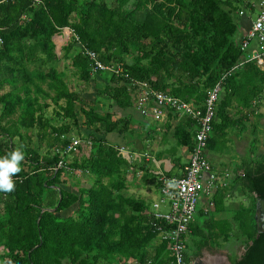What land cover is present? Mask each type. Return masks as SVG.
Returning <instances> with one entry per match:
<instances>
[{
    "label": "trees",
    "instance_id": "trees-1",
    "mask_svg": "<svg viewBox=\"0 0 264 264\" xmlns=\"http://www.w3.org/2000/svg\"><path fill=\"white\" fill-rule=\"evenodd\" d=\"M246 5L244 0H0V156L16 148L24 153L14 191L0 193V264L162 260L168 244L152 225V202L127 193L142 167L139 157L120 152L105 138L127 132L126 117L97 109L95 99L70 90L57 64L69 59L79 79L92 81L82 49L94 50L104 63H121L129 77L198 105L219 82L209 148L228 129L243 131L250 116L261 117L264 67L249 61L221 80L243 54L235 15ZM64 27L73 35L59 57L52 36ZM106 81L103 89L95 88L96 95L120 108L131 106L127 79L110 74ZM46 99L57 106L54 117L60 123L45 114ZM183 129L174 130L176 145L191 147L193 137L180 133ZM75 132L89 142L90 151L68 162L58 150ZM255 142L256 136L229 185L213 194L209 219L189 225L198 246H219L220 237L240 242L245 252L234 264H264V233L257 231L256 217V199L264 197V152L255 154ZM61 157L66 164L55 169ZM75 168L90 182L73 189L65 177H75ZM235 190L250 200L248 206L224 203ZM155 222L165 229L163 220ZM157 238L158 249L150 254L148 246Z\"/></svg>",
    "mask_w": 264,
    "mask_h": 264
},
{
    "label": "built area",
    "instance_id": "built-area-1",
    "mask_svg": "<svg viewBox=\"0 0 264 264\" xmlns=\"http://www.w3.org/2000/svg\"><path fill=\"white\" fill-rule=\"evenodd\" d=\"M244 2L247 4L246 8L237 11V18L246 15L250 17L249 27L238 40L239 48L243 54L237 64L222 75L221 80L232 69L249 61H254L260 68L264 67V0H244ZM66 28L71 32L70 35L67 30L68 35L72 36L73 30L69 27ZM82 53L89 59L91 73L107 72L116 77L123 76L127 79L128 86L135 90L134 107L142 116L150 117L158 123H165L171 120L170 116L173 115L177 118H188L195 124L193 145L189 160L183 167V174L169 176L161 173L157 176L160 201L167 202L169 211H161L157 201H153L150 208V215L153 218L152 225H155L160 232V240L167 241L170 264H186V236L190 232L189 225L193 222L197 212V203L202 201L205 207L204 212H208V209L213 207V201L209 197L219 188L229 185V181L226 180L230 176L229 173L214 172L206 156L220 83L218 82L207 91L202 105H196L167 91L153 88L147 81L129 77L121 63H104L94 50L82 49ZM81 145V141L72 136L69 143L58 151L61 156H69V154L77 153ZM118 150L130 153L122 146H119ZM65 164L61 157L56 163L55 169L64 167ZM155 220H163L166 224L165 229ZM147 263L150 264V261L148 260Z\"/></svg>",
    "mask_w": 264,
    "mask_h": 264
},
{
    "label": "crops",
    "instance_id": "crops-1",
    "mask_svg": "<svg viewBox=\"0 0 264 264\" xmlns=\"http://www.w3.org/2000/svg\"><path fill=\"white\" fill-rule=\"evenodd\" d=\"M237 19H238V21L240 20V22H241L240 23V31H239L240 37H241L243 32L249 27L250 17H249V15L248 16L246 15V16L239 17ZM61 36H63V34L62 35L57 34L54 37L62 39L63 37H61ZM55 38L54 39L52 38L54 45L56 44ZM66 44H64V45H66ZM90 74L94 75L93 77L95 78L94 79L95 82H93L94 84L89 85L93 90L95 88H97L99 90L103 89L105 84H107L106 80L110 76V74L107 72H101V74H100V72H98V73H91L90 72ZM127 88H129V91L131 90L132 103H131V106L126 107V108L117 107L116 105L113 104V101L108 100L107 98H104L100 95H96L95 91L92 92L94 94V96L89 95L90 98L87 96H85V98H87L89 100L95 99V101H96L95 106L97 109L103 110L104 112L105 111H112L114 113V117H116V118L126 117L128 123H129L128 131L122 135H120L118 132H115V131L110 132L107 135H105V138H106L107 142L114 144V145H118V147L119 146L121 147V145H119L120 143L124 144L122 146H124V148H126L125 150L130 151V153H128V154L139 157V160H140L139 166H142V167L141 168L138 167L139 169L137 168V171H136L137 177L134 181V182H136V184L134 185V183H133V184H129V185H134V187H137L139 192H140V190L143 192L145 190H147L146 195L151 197V202H153V201H155L153 199V196H154V194H156L158 192L157 176L161 173L169 175V176H180L183 174V167L185 166V164L189 160V155H190V151H191L192 146L188 147L186 145H180V146L176 145L175 137L173 135L175 128L177 126L183 125L185 130L183 129L184 130L183 132H182V130H180V133L184 134L185 131H188V133L193 137V140H194V132H195L196 128H195V124L193 123V121L188 119V118H185V117L184 118L183 117L177 118L176 116L171 115L170 116L171 120H168L165 123H160V122L158 123V122L153 121L151 118L148 119V117L142 116L136 110V108L134 107V104H133V101H134L133 95H134L135 90L132 87L128 86V84H127ZM86 93L89 94V92H86ZM183 100H185V99H183ZM186 101H188V100H186ZM188 102H193L194 104H196L193 100H189ZM196 105H198V104H196ZM200 105H202V104H200ZM263 105H264V100H263ZM263 105L260 107L261 108L259 110L260 112L264 108ZM261 114H262V112H261ZM253 117L254 116H250V120H248V122H246L244 124V125H246V127H244L243 131H241V133H244L242 136H240V134H237V132H238L237 130L239 129V127L238 128L237 127L232 128L231 132H229L230 129H228L226 136L223 139H220L217 142H211V147L207 148L206 156L208 158V161L211 165L212 170L218 174H222L223 171L226 172L228 170L227 173H229V171H230V173H229L230 179L228 181H230L232 179L233 174H234L233 171L235 169L229 170V169L222 168L221 164H223L224 162H222L220 159H217V156H213L212 154H209V151L210 150H216L219 155L222 152L227 153L229 144L230 143L233 144V146L238 150V153L240 155L239 158L238 157L235 158L236 159V161H235L236 162V169H237L239 167V165L241 164V162L244 159H247L249 154H250V148H251V146H249L250 138L247 137V131L250 130V132H252L253 131L252 125H255L257 127V124L259 122L258 118L252 120ZM251 123H252V125H251ZM151 135H152V138H150ZM129 136H130L129 140L130 141L132 140L134 142L133 143L130 142L129 144H126L124 141L126 139H128ZM172 143H173V145L168 148V144H172ZM192 145H193V143H192ZM145 146H147V149L150 152L155 154V155H152L154 162L151 164L150 167L148 165V162H150L147 159L148 156L145 154L144 151H141V150H145ZM89 151H90V145H89ZM88 154H87V156H88ZM232 159H234V158H232ZM145 170H147V171H145ZM238 172L240 173L241 171L238 170ZM84 177H86V176L84 175ZM129 185H128V189H129ZM190 234H191V231L187 235H190ZM159 241L160 240L157 238V240L154 241L155 245L148 246L150 254L156 253L155 247H156V249H158V245L160 244ZM164 250L165 251L163 253L162 260L159 262H155L156 264H170L168 245ZM215 258H216L215 256L210 257V259H213L214 261L219 262V260H222L223 264L227 263L223 259H220V258L215 259ZM221 258H223V256Z\"/></svg>",
    "mask_w": 264,
    "mask_h": 264
},
{
    "label": "rangeland",
    "instance_id": "rangeland-1",
    "mask_svg": "<svg viewBox=\"0 0 264 264\" xmlns=\"http://www.w3.org/2000/svg\"><path fill=\"white\" fill-rule=\"evenodd\" d=\"M240 9H243V8H240ZM237 16L238 15H237V12H236L235 17L237 18ZM67 30L68 29L65 27L60 32V35L63 34V36H61V37H63L62 39L55 38L54 37L55 35L52 36L53 39L55 38V43H56L55 44V51H56V53H57V55L59 57H61V55L63 54L62 46H64V44H66L69 41L70 37H71V36L68 35V31L70 32V30H68V31ZM70 35H71V32H70ZM237 38L238 39L240 38V32L237 34ZM252 43H254V42H252ZM69 62H70L69 59L64 60L63 58H61L60 61L57 64L58 70H65V80L67 81L69 88L72 91H78L79 94H82V96H84V97L87 96V97L90 98L89 95L94 96V94L92 92H94L95 89L93 90L89 85L94 84L93 82H95V81L92 80V82L91 81L85 82V81L79 79L78 74H75L73 72L72 66L70 65ZM86 92H89V94L86 93ZM44 102H46L48 104L45 107L46 108L45 111H44L45 114L46 115H51L54 118L53 119L54 120L53 121L54 123H56V124L60 123L61 122V119L54 117V112H55L56 109H58L57 106H55V104L52 103L50 101V99H46ZM261 112H262V114H261V117L258 118V121L259 122L257 124L256 130L255 131H252V132H250V130L247 131V137L250 138V144L251 145H252V140H253L254 136H256V138H257V142L254 143V147H256V149L254 150V152H255L256 155L264 152V108H263V110H261ZM149 118L150 117H148V119ZM254 119H256V117H253L252 118V120H254ZM63 121H68V119H64ZM232 128H234V127H232ZM232 128H230V131L229 132L232 131L231 130ZM237 131H238L237 134H240V136H242L244 134V133H241L240 129H238ZM73 136L76 137V138H78L81 141V144L82 145H81V147L78 148V152L77 153H75V154H69V156H67V161L68 162L75 155L85 156L86 157L87 154L89 153V143H88V141L86 139H84V137L77 135L76 132L73 133ZM129 138H130V136L128 137V139H126L124 141L126 144H129L130 142L131 143L134 142L132 140L130 141ZM150 138H152V135H151ZM250 144H249V146H251ZM119 145L122 146L124 144L120 143ZM172 145H173V143L172 144H168V148L170 146H172ZM122 147H124V146H122ZM46 148L47 147L45 146V143L43 142V145H42L41 149L42 150H45ZM141 151H144L145 154L148 156L147 159L150 161V162H148V165L150 167L151 164L154 162V159H153L152 155H155V154H153L152 152H150L147 149V146H145V150H141ZM209 154H212L213 156H217V159H220L222 162H224L223 164H221L222 165L221 167L222 168H225V169H229V170L236 169V162H235L236 159L235 158L236 157H238V158L240 157V155L238 153V150L231 143L228 146V152L227 153L222 152L219 155L216 150H210L209 151ZM232 158H234V159H232ZM71 170L73 172L72 173L73 176H75V177H71V178H66L65 177V180L67 179L66 180L67 181L66 183L69 184L71 186V188L74 189L75 188V184L81 185V184H86V182L87 183L90 182L86 177H84L83 173H85V172H83L82 170H80L78 168L71 169ZM226 172H228V170ZM222 173H224V171ZM229 173H230V171H229ZM229 179L230 178H228V177L226 178L227 181ZM146 191L147 190H145L143 192V191L140 190V192H139V190L137 189V187H134V185H129V189L127 190V193L128 194H131V195H133L134 197H137V198H143L146 202L151 203V197H149L148 195H146L147 194ZM240 194L237 192V190H235L233 192V194H231L230 196H228L227 200H225L224 203L226 205H230V206H232L234 208H237L238 207V204H240V203H242L245 206H248V204L250 203V200H248V198L245 195H240ZM153 199L159 203V208H160L161 211H163V212L169 211V207H168L167 202H161L160 201V194H159V192H157L156 194H154ZM209 199H211L213 201V195L210 196ZM1 208H2V204L0 203V211L2 210ZM204 209H205L204 203L202 201H199L197 203V212L195 213L194 219H193L194 222H196L198 224H202V223H204V221L206 219H209L210 215L212 214V210L211 209H208V212H209V215L208 216L207 215H199L198 212L200 210L204 212ZM218 215H216L215 218L221 217L220 214H218ZM192 238H193L192 235H187L186 236V244H187L188 250H190L192 248V246H193L192 245ZM218 241H219V246L220 247H222V248H229V249L232 248V245H234L236 243L235 242V239L233 237H229L227 240H223V238L220 237V238H218ZM241 247H242L241 246V243L240 242H237L236 243V248H237L236 250L241 249Z\"/></svg>",
    "mask_w": 264,
    "mask_h": 264
},
{
    "label": "flooded vegetation",
    "instance_id": "flooded-vegetation-1",
    "mask_svg": "<svg viewBox=\"0 0 264 264\" xmlns=\"http://www.w3.org/2000/svg\"><path fill=\"white\" fill-rule=\"evenodd\" d=\"M257 220H258V214H257ZM259 222V221H258ZM192 248L188 250L186 245V252L188 259L186 260V264H220V261H214L213 259H210V257L215 256V259H223L225 262L228 261L231 264H234L232 262L233 259L236 261L240 260V258L244 255V248L241 247V249L236 250V243L232 245V248H222L218 245H202L198 246L196 242L192 239ZM242 246V245H241ZM232 249V250H231ZM223 256V258H221Z\"/></svg>",
    "mask_w": 264,
    "mask_h": 264
},
{
    "label": "clouds",
    "instance_id": "clouds-1",
    "mask_svg": "<svg viewBox=\"0 0 264 264\" xmlns=\"http://www.w3.org/2000/svg\"><path fill=\"white\" fill-rule=\"evenodd\" d=\"M24 153L20 148L0 156V193H10L15 189L14 177L21 171ZM10 264V262H9Z\"/></svg>",
    "mask_w": 264,
    "mask_h": 264
},
{
    "label": "water",
    "instance_id": "water-1",
    "mask_svg": "<svg viewBox=\"0 0 264 264\" xmlns=\"http://www.w3.org/2000/svg\"><path fill=\"white\" fill-rule=\"evenodd\" d=\"M256 212L258 214L259 226L257 228L258 232L264 233V197H258L256 199ZM226 264H231L226 261ZM220 264H223L220 262Z\"/></svg>",
    "mask_w": 264,
    "mask_h": 264
}]
</instances>
